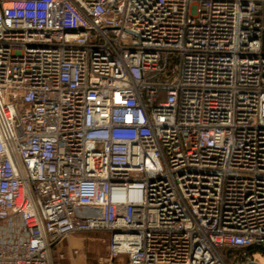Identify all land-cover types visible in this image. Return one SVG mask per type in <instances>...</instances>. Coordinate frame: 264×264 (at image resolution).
<instances>
[{
    "label": "built area",
    "instance_id": "obj_1",
    "mask_svg": "<svg viewBox=\"0 0 264 264\" xmlns=\"http://www.w3.org/2000/svg\"><path fill=\"white\" fill-rule=\"evenodd\" d=\"M93 231L264 264V0H0V264Z\"/></svg>",
    "mask_w": 264,
    "mask_h": 264
},
{
    "label": "rangeland",
    "instance_id": "obj_2",
    "mask_svg": "<svg viewBox=\"0 0 264 264\" xmlns=\"http://www.w3.org/2000/svg\"><path fill=\"white\" fill-rule=\"evenodd\" d=\"M70 238H75L76 242L73 246L78 249L77 255H71L70 251L66 249ZM107 238L108 233L97 231L70 234L53 248L52 256L54 264H98L99 257L105 254ZM228 250L225 249L226 254ZM229 252L239 257H244L251 253L249 249H231ZM263 256V250L257 251L256 258L262 260ZM113 264H130V262L125 259H117Z\"/></svg>",
    "mask_w": 264,
    "mask_h": 264
},
{
    "label": "crops",
    "instance_id": "obj_3",
    "mask_svg": "<svg viewBox=\"0 0 264 264\" xmlns=\"http://www.w3.org/2000/svg\"><path fill=\"white\" fill-rule=\"evenodd\" d=\"M74 237V236H73ZM76 238V237H75ZM75 238H73V239H69L68 240V246L66 247V249L68 250V251H70V253H71V255H73L74 253H73V250L74 249H76V251H77V253H76V255L78 254V249H77V247H75V246H73L74 245V243L76 242L74 239ZM98 239H100L99 237H98ZM102 240V239H101ZM106 252V251H105Z\"/></svg>",
    "mask_w": 264,
    "mask_h": 264
},
{
    "label": "trees",
    "instance_id": "obj_4",
    "mask_svg": "<svg viewBox=\"0 0 264 264\" xmlns=\"http://www.w3.org/2000/svg\"><path fill=\"white\" fill-rule=\"evenodd\" d=\"M231 249H234V248H229V250H228V252H227V255H228V256H236V255L231 254V253L229 252ZM254 250H255V249H249L250 252H252V251H254ZM236 259L238 260V258H236Z\"/></svg>",
    "mask_w": 264,
    "mask_h": 264
},
{
    "label": "water",
    "instance_id": "obj_5",
    "mask_svg": "<svg viewBox=\"0 0 264 264\" xmlns=\"http://www.w3.org/2000/svg\"><path fill=\"white\" fill-rule=\"evenodd\" d=\"M245 264H260V263H258V262H254V261H248V262H246Z\"/></svg>",
    "mask_w": 264,
    "mask_h": 264
}]
</instances>
